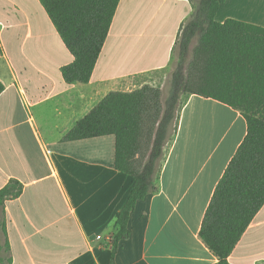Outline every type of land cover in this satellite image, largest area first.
<instances>
[{
  "label": "crops",
  "instance_id": "obj_1",
  "mask_svg": "<svg viewBox=\"0 0 264 264\" xmlns=\"http://www.w3.org/2000/svg\"><path fill=\"white\" fill-rule=\"evenodd\" d=\"M190 0H120L87 84H69L74 61L41 0H0V190L10 264H111L117 214L134 179L115 168V137H63L112 91L152 83L171 66ZM264 27V0H225L216 20ZM248 134L242 113L191 95L161 172V190L137 203L115 264H218L200 237L205 213ZM101 236V239H99ZM264 264V207L229 257Z\"/></svg>",
  "mask_w": 264,
  "mask_h": 264
},
{
  "label": "trees",
  "instance_id": "obj_2",
  "mask_svg": "<svg viewBox=\"0 0 264 264\" xmlns=\"http://www.w3.org/2000/svg\"><path fill=\"white\" fill-rule=\"evenodd\" d=\"M193 2V0H190ZM74 61L63 67L69 84L90 82L109 36L120 0H41ZM225 0H195L173 51L174 70L167 97L161 87L140 83L112 91L65 133L64 142L115 137V168L134 179L117 214L112 261L130 236L138 202L161 190V172L174 142L181 110L191 95L212 98L240 111L248 134L217 185L200 237L218 258L229 257L264 207V27L216 20ZM196 45L193 47V42ZM5 86L0 82V95ZM22 186L12 180L0 190L5 202Z\"/></svg>",
  "mask_w": 264,
  "mask_h": 264
},
{
  "label": "rangeland",
  "instance_id": "obj_3",
  "mask_svg": "<svg viewBox=\"0 0 264 264\" xmlns=\"http://www.w3.org/2000/svg\"><path fill=\"white\" fill-rule=\"evenodd\" d=\"M195 3V0H193ZM196 45V41L193 42V47ZM173 72V63L171 66L160 72H156L152 75L153 82L152 85L156 87H161L163 90V95L167 97L170 87H171V74ZM3 216V213L1 214ZM0 219V264H10L9 263V252L5 244L3 237V217Z\"/></svg>",
  "mask_w": 264,
  "mask_h": 264
},
{
  "label": "built area",
  "instance_id": "obj_4",
  "mask_svg": "<svg viewBox=\"0 0 264 264\" xmlns=\"http://www.w3.org/2000/svg\"><path fill=\"white\" fill-rule=\"evenodd\" d=\"M99 239H101V236H99Z\"/></svg>",
  "mask_w": 264,
  "mask_h": 264
}]
</instances>
